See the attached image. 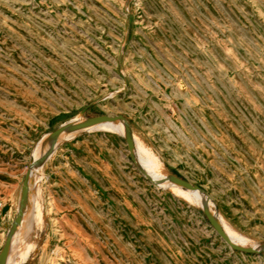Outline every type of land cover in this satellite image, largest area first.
<instances>
[{"label": "rangeland", "instance_id": "obj_1", "mask_svg": "<svg viewBox=\"0 0 264 264\" xmlns=\"http://www.w3.org/2000/svg\"><path fill=\"white\" fill-rule=\"evenodd\" d=\"M98 114L126 127L51 133ZM7 236L8 264H264V0H0Z\"/></svg>", "mask_w": 264, "mask_h": 264}, {"label": "water", "instance_id": "obj_2", "mask_svg": "<svg viewBox=\"0 0 264 264\" xmlns=\"http://www.w3.org/2000/svg\"><path fill=\"white\" fill-rule=\"evenodd\" d=\"M118 117L124 118L122 114L119 115H110V114H98L94 116H90L86 119L75 121V122H68V123H63L61 126L56 128L54 131H52V135L57 137L65 128H70V129H83L86 128L87 126L94 124L96 122L102 121V120H114ZM127 142L129 145L130 152L133 154L135 150V140L132 136V133L129 129V124L127 126ZM172 180L182 184L183 186L189 187V188H200L197 183H193L189 181L188 179L178 176V175H172L170 177ZM28 189V181H25V188H24V193L27 192ZM23 193V194H24ZM205 213L207 214L211 224L215 227V229L221 234V236L234 248L241 249V250H246V251H255L258 250L254 246H247L243 245L241 243L235 242L231 239V236L221 223V221L210 211L209 207L205 205ZM21 220V215L20 213L17 215L15 222L13 224L12 229L16 226V224ZM11 229V232H12ZM10 241H11V236H7L6 239L4 240L3 246L0 251V256H4L8 250V246H10Z\"/></svg>", "mask_w": 264, "mask_h": 264}, {"label": "bare ground", "instance_id": "obj_3", "mask_svg": "<svg viewBox=\"0 0 264 264\" xmlns=\"http://www.w3.org/2000/svg\"><path fill=\"white\" fill-rule=\"evenodd\" d=\"M118 119H114V120H102V121H99V122H96V123H94V124H91V125H97V126H100V127H107V126H109V127H114V123H112V122H115V121H117ZM119 120H123L124 121V124H125V119H123V118H119ZM125 127H126V124H125ZM79 129H81V128H79ZM79 129H76V130H79ZM34 159V158H33ZM151 159V158H150ZM154 162L155 161H152V160H150V163H151V165H155L154 164ZM141 164V163H140ZM36 166V164H34L32 167H31V169H30V174H31V171L33 170V167H35ZM158 176H160L161 177V175H159L158 174ZM157 180V179H156ZM31 179L29 180V184H31ZM193 189H195V188H193ZM28 195H29V188H28ZM27 200H28V197H27ZM210 207V206H209ZM22 212L20 213V215H21V217H22ZM20 222H21V220H20ZM20 222H18L17 224H16V227H18V225H19V223ZM14 239V238H13ZM10 246H11V241H10ZM10 246H8V250H7V252H6V254L4 255V257H5V262H3V264H8V262H10V257H8V255H9V251H10ZM12 249V248H11Z\"/></svg>", "mask_w": 264, "mask_h": 264}, {"label": "crops", "instance_id": "obj_4", "mask_svg": "<svg viewBox=\"0 0 264 264\" xmlns=\"http://www.w3.org/2000/svg\"><path fill=\"white\" fill-rule=\"evenodd\" d=\"M1 243H2V242H1V240H0V246H1Z\"/></svg>", "mask_w": 264, "mask_h": 264}]
</instances>
